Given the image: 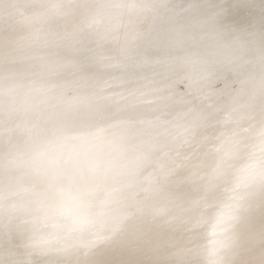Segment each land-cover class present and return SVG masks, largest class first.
I'll use <instances>...</instances> for the list:
<instances>
[{
  "label": "bare ground",
  "instance_id": "bare-ground-1",
  "mask_svg": "<svg viewBox=\"0 0 264 264\" xmlns=\"http://www.w3.org/2000/svg\"><path fill=\"white\" fill-rule=\"evenodd\" d=\"M57 1L58 0H0V105L4 107L2 110V117L0 118V204L3 206L1 209L3 212L2 213L0 212V218H5V216H9L10 214L11 216L13 214L16 215V213L17 215L18 213L20 214L19 218L16 217L18 218L16 219L18 221L14 219L15 221H12L11 222L12 225L8 227L11 236L8 238V233H7V240L5 242H7L9 246H11L10 250L13 248L22 251L25 248V246L29 245L30 249L26 253L25 255L26 259L24 260L25 262L28 261L29 264H147V262H150L152 259H154L155 261L156 260L161 261L164 260L163 258H165V260L167 259L166 261L170 260L169 262H167V264H174L175 260L177 259L181 260V258L185 260L184 262H182V264H184L186 261L187 262L191 261L193 262V264H210L212 262V259L215 258L214 257L215 254L211 253L210 246L212 244L210 243V241H208L207 238L209 233L208 231L211 230L212 225H214V223L217 221L218 222L223 221L224 223H228L234 220L235 218L239 217L240 214H237L239 212H237L236 210L240 208L241 211L242 204H245L244 201L240 203L239 198L245 197L250 194H252V197L256 198L257 197L256 194H258V192L256 191H258L257 189L259 188L262 189V192L259 189L260 190L259 195L260 192L262 193V195L264 194V137L262 136L264 134L263 133L264 131L260 133L261 134L260 136L262 137L259 138L258 140L256 139L257 138L256 134H258L259 136V132L262 131L261 129L264 128V110H263L264 87H262L261 84V69H262V65H264V61H262V55H264V49H263L264 44L262 45V43H264L263 37H261V39L263 40H260L262 43L260 44V41L258 42L259 43L258 45L260 46L262 45V48L257 44L254 46L256 47L255 50L258 49L256 51L252 48L250 49L249 47L251 54L256 53V62L253 63V66L247 67V61L249 60L248 53L240 57L236 56L231 60L230 63L226 64L222 69V70L228 68L232 69L234 75L231 78V80L228 77H224V74H222L219 78L220 81L218 80L217 82L221 86H223L222 84L228 85L229 82L233 83V81L238 80V78L241 79L242 76H244L243 79L246 80L244 81L246 82V84L244 83L245 87H242V89L244 90H241L240 93H235L233 91H230L231 88H228L227 85H226L227 88L222 90L221 86L219 87L218 84H217L218 86L215 84L217 88L221 90L222 95L214 103L215 108H213L212 105L209 109L211 108H213V110L216 109L215 111L219 112V114H222V116L223 114L226 113H230V115L231 113L242 114V116L238 117L236 121H231V123L225 124V127L222 128L224 130H222L221 127L219 128V125H217L218 129H214L213 131H211L213 128L212 129L200 128V130L199 128H196L189 130L191 128V125L190 128L187 127L190 122L189 120L191 121L194 120L192 118L189 119V117H191L192 115L194 117V115L197 114L200 115L198 113L199 112L198 110L200 109L199 105L201 104L200 103L199 105L196 104L198 107L195 104L188 105V107L190 106L192 107V105L195 106V110L196 107L198 109L197 110L198 112L196 111L197 113L196 112L195 114L191 113L192 114L191 115L188 111L184 113L181 110V107L179 106L181 105L180 102L181 99H178L179 101L175 99L172 100L174 101V104L175 102L177 103L180 102V104L178 103L179 104L178 106L175 105V107L177 106L175 109L180 108L182 113H184V115L186 116L183 117V119L185 118L184 120L181 119L183 115L180 116L179 120L180 121L182 120V122L185 123L187 122L185 121L187 120L186 118H188V122H187L188 125L182 123L183 124L182 129L184 128V126H186L187 129L186 127L184 129L185 131L182 130L180 127L177 129L179 130L180 137L181 134L183 136L185 135L184 139L181 137L184 141L186 140L187 137H191V138H187L188 140L190 139L194 140L195 137L199 136V134L200 135L204 134L203 133L204 130H207L208 135L204 131L205 134L207 135V139L210 138L208 137L210 136L209 134L212 133L214 134L215 130L216 131L218 130L217 131L218 133L219 129L222 130L220 135L222 134L225 135L224 133L225 128L227 130L226 132H230L229 134H231V132L232 133L235 132L234 135L236 133L240 134L239 138L240 136L242 138L244 137L246 141L247 138L251 139L252 136H256L254 138L255 140L253 139L255 142H253L252 139L251 140L248 139L249 142L252 141V144L249 142L247 144L241 141L244 143V145L241 144L240 146L241 142H239L235 146L234 144L236 143L232 142L234 141L233 139L232 141L230 139L229 140L226 139V137L229 138V134L226 133V135L227 134L228 135L227 136L225 135L226 137H224L225 138L224 141H229V142L231 141L233 143V144L230 143L232 145L228 143L229 146H227V149L230 146L231 147L235 146V148L239 147V149H237L239 151L235 150L234 148V151L231 152L232 148L230 147L231 148V149L229 148L230 152L229 151H228L229 153L227 152L228 153L227 157L229 155L230 156L236 155L234 156V159L235 161H237L236 163H238L239 165L236 167V164L234 163L236 172L235 171L232 172L231 170L233 169L230 170V167H228L230 163L228 165H225L223 163V160L226 161L225 159H223L225 155L223 156L222 155L223 153L221 154L219 148H224L223 146L224 144L223 145L221 144L224 141L220 142L221 139L220 141H217L220 142L218 144L220 146L219 148H217L218 146L217 142L215 144L213 138L211 142L212 144L214 143V145L211 146L217 148L218 152H220L219 155L222 157L220 160L222 159L223 160L222 162H220L217 157H214L218 154V152H215L217 153L215 155L213 152L215 150L213 151L210 150L212 148L210 146L209 151H212L214 154V156L209 155L211 158L210 160H213L212 158H217L218 162L216 163L215 167L213 166L214 169L212 168L209 162L205 163L204 161L203 163L205 164L204 166L209 164L211 169L208 168V171L210 170L211 172L212 170L214 173V177H213V174L211 175L212 172L211 173L207 171L204 172V174H206V172L208 174L210 173L211 175L210 177H213L210 178V180L213 179L211 180L212 183H210L211 181L209 180L207 184L205 183L206 181L204 180L207 174L206 175L203 174V176H205L203 177L204 179L201 178L203 180L198 179L199 182L203 181L204 184H202V182L200 183L197 181L194 182L193 176L190 175V173H188L190 175L189 177L192 176L193 182L190 183V179L188 178V174L186 173L188 171L186 170H189V172L191 171L196 172V170H199L197 169L198 168L197 165H200L199 167H201L200 160L203 158L202 156H204L205 160L207 161L209 159V158L206 159L204 153L206 154H210V153L204 151L203 153L204 155L200 154L202 156L199 155L197 156V153L199 154L201 152H196V150L194 149L196 147L199 148L201 146L200 143H202L204 147L205 145H207V143L211 144V142H206L205 139L201 138L202 136L206 137L205 134L201 135V137L199 136V140L201 138L203 142L202 140H200V142L198 140L197 142L194 141L196 143L195 145L191 141L193 143L192 144L193 147L194 145L196 146L194 148L192 147L193 155L196 153L194 156H197V158L200 157V159L198 158L200 164H197L198 162L197 163L195 162L197 164L194 165L195 167L197 166L196 170H191L190 167L193 166L192 165L193 163L190 162V165L192 166H190L189 164L188 165L190 167L186 166L189 167L190 169L185 168L184 170L183 168L185 167L186 163H184V167L182 168L180 164L183 163L184 161L181 160L183 158H181V155L179 154H181L180 152H182L183 150H186L187 152L185 151L184 153L183 151L182 153L185 155L187 153L188 156L190 155L194 157L193 155H191L192 153L189 154L187 147H185V145H187L188 144L187 142L189 141L187 140L185 141V143H183L182 139H180L182 142H180L179 140V143L182 144L178 143L179 147L177 148H180L181 146L182 151L178 149L180 150L179 152L178 150L175 149L177 155L175 154L174 155L176 158L177 157L179 158L180 156L181 159L180 160L177 159L180 162H178L175 159L174 155L170 154V152H167V148H166L167 146L165 145V143L161 144L162 143L161 141L167 142V145L170 144V143L168 144V140L165 139V137L169 138L168 135L170 134L174 140L176 137H177L176 139L180 138L179 135L176 136L177 131L174 132L171 129L172 125L170 123L167 124V126L165 125L166 123H164L166 127L163 125L164 126L163 140L160 141L161 136H163L162 134L159 136L160 138L158 137L157 139L153 138L156 139V141L159 140L160 143H158L159 141H157V143L161 145H158L153 139L151 140L152 142H155L156 145H158L156 149L153 147L155 145L152 146L155 149V152H152L150 149H148L149 147L152 148L151 146L147 147L146 145L145 146L147 148L143 145V148L146 151L143 150V148L140 147L141 146L140 143H142L141 141L143 140L140 139L141 140V141L139 140L140 143H138V141H136L137 143H134L133 141L129 140V137L127 138V136H129L130 134V132L128 131V126H130L129 125L130 122L128 120L127 122L124 120L126 124L123 123L124 121L122 119L123 118L122 116L124 114L125 119H129L130 115H126V113L132 111V109L133 110L135 108L137 109V107L133 108L134 106L132 105V103L130 105H132L133 107L128 105L130 103V101L128 100L127 103L126 101H124L126 104L121 103V106L123 107H121L120 110L118 109L119 110L118 113L116 108L117 106L119 107L120 104L116 101L118 103L117 106H116L117 104L116 102H115L116 104H114L116 108L113 107V104L112 105L109 104V107L111 105V108L113 107L116 110V112L115 111L113 112V110L108 111L111 109L107 107L108 109L106 111L104 110L100 111L97 115L91 116L87 120L85 119L84 123L81 125L82 127L80 128V132L73 135V142L79 143V148L73 150L70 149V150L62 151V148H60L59 144L64 143L63 139L65 138V136L69 135L68 134L69 131L72 130V127L78 121L81 112L78 111V109H75L71 112V115L68 119L59 120V121H54L52 115L53 111L55 110L58 111L64 108L65 106H67V103L75 97L74 94L75 90L64 92L61 95H57L56 97V93L58 90L57 84L63 85V83H67L69 81H73L76 79L75 76H72L69 79L66 75L63 74L60 75L62 69L66 65L74 66L79 62L88 63L91 62L95 57L101 56V53L94 52L93 50L94 44L87 42L90 34L81 31V29L78 28L79 24L83 21L85 22L91 21L93 18L98 17L100 21L99 28L102 31L101 40L102 41L115 40L119 43V46L121 48H124L129 44L131 40H133L136 37H139L144 33V31L150 24L152 17L155 14V11L159 7V4L163 0H60L61 2L60 7H57ZM116 3L118 5H116ZM115 5L116 7L118 6L119 8H117L116 11L112 9L114 11L112 13L110 9L113 8V6ZM120 6L122 8H120ZM23 7H25L24 11L22 9ZM208 7L209 6L206 7L208 11H206L205 14L203 13L204 14L203 16L210 15L208 18L210 17L213 18L214 12L211 11L210 8ZM60 16H65L67 18L66 23H61ZM207 20L209 19L206 18V21ZM213 20H211V22ZM162 21H165V19ZM215 21L216 19L212 23L215 24ZM199 22H200L198 23L199 27L201 26V24L203 26L201 19ZM205 23L207 24V22ZM158 25L159 26L155 27L156 29L150 35L147 34L140 42L136 43L134 47L132 46V48H130L128 52V54H136L139 51H143L144 53H147L148 56H145L142 58V60L139 59L138 61L135 62L130 57H126L123 59L122 62L124 63V67L126 68V70L127 69L129 70L123 72V74L120 75L121 78L118 80L119 86L117 87L119 88V90L122 87H124L122 88L123 92H125L126 87L127 90L129 88L138 89L139 86L134 87V85L136 84H133V86L130 85L132 78L134 79L137 78L138 76L140 78L143 77V79L145 80L148 79L149 81L151 80V78L152 79L154 78V80L156 78L160 79L159 77L162 76L161 70H159V72L156 73L157 75L153 74L154 76H151L152 69L150 68L152 66L151 62L154 60L152 58L153 56L157 57L160 53H164V56L167 59L168 57L176 58L177 61L179 60L177 57H181L182 59V57L184 56L183 54L187 50L191 49L190 47L194 36L191 29L194 28L195 30V27H192L190 30H188L185 27V21L180 22L174 20H169L166 23L165 27H164V22ZM231 32H228L229 34L226 37V43H228L226 47H228V49L236 50L237 47L239 48V43L235 39L233 33L234 30L232 33ZM212 41H214V38L212 40H209L208 42L212 43ZM102 48L108 50L107 46H104ZM109 57L111 58L110 63L109 65H104L105 67H109L111 65V62L112 63L115 62L114 55H111ZM200 59L202 58L200 57L193 58L191 61V65L192 63H195ZM176 61L175 63L177 64L176 65L177 67L179 62ZM181 61L180 63H182ZM227 66H231V67H227ZM112 67L113 65H111L109 68ZM139 73L142 76H140ZM175 74L176 72L172 73L171 78L175 77ZM254 74L256 75L254 76ZM145 75L146 76L148 75V77L150 78L148 77L144 78ZM139 77L137 79H139ZM198 77L199 76L197 75L189 74L184 82L185 83L193 82ZM222 79H225L224 83H222L223 82ZM148 80L146 82H149ZM154 80L151 82L153 83ZM143 82L141 79V83L137 85L140 86L146 85L145 82L144 83ZM152 83L150 86L153 85ZM203 87H206V85L205 86L203 85L202 87L199 86L198 88L205 89ZM117 88L116 90L117 92H119ZM135 89L132 90H134L135 92L136 91ZM178 89L180 93L182 92L181 94L179 93ZM178 89H177L178 92H175L176 95H178V93L180 94L179 96H177V98L181 97V95H185L186 93H183L184 91L185 92L188 91V90L181 91L182 89L181 87ZM122 90H120L121 93H123ZM189 91L196 95V93L193 92L191 89H189ZM189 91L187 92V94L189 93ZM202 91L204 92V90ZM115 92L116 91H114L113 93ZM166 94L167 93H164L165 99L169 98L171 95V94H167L169 96L165 97ZM197 95H199V93H197ZM84 97L85 96H83V98ZM100 97L101 96H98L96 100L92 102L93 104L91 106L93 109L95 108L98 109V107L100 106L99 101L100 100L102 101ZM174 98H176V96ZM254 98L257 99L256 104L259 102V106L257 104L258 107H255V102H253ZM43 107H45L44 109L45 113L42 117V120L41 119L36 120V122L39 123L37 124L33 121V119L36 117V114L43 109ZM130 107L132 109H130ZM8 109H10L11 112L5 117L4 114H7L6 110ZM139 109L140 108L138 107V110ZM185 109L186 108H184L183 110L186 111ZM213 110L211 109V112H215ZM137 111L134 112L137 114L138 113ZM175 112L176 111H174V113ZM204 112L202 114H204ZM141 113L139 112V114ZM143 113L141 115L142 117L140 115L138 116L144 119ZM188 113L191 116L188 117ZM206 113L209 114L210 111L209 112L207 111ZM120 114L122 115L121 116L122 118L120 119L123 121L122 122L123 124L118 125L116 123L118 121L116 118ZM125 115L128 118H126ZM132 115L133 113L131 114V117ZM201 117L198 116V118L200 119L196 118V120L198 119L197 122L193 121L194 125L198 124V122H200L201 120L204 119L206 120L207 115L205 116L204 119L203 118L201 119ZM172 119L173 121L176 119V122L179 121L178 117H174V118L172 117ZM113 121L115 124L113 123ZM180 121L177 123H180ZM120 122L121 121H118V123ZM109 123L110 125L112 124L113 126L112 125L111 126L115 128L111 129V126H109L110 128L106 127V125H108ZM193 123L191 122L192 126ZM88 124H97L96 126L97 129L92 132H86L84 129L85 127H87ZM199 124H198L199 126L197 127H202L201 123ZM13 127H16V129L11 132H8V130H10ZM135 127L133 128L132 126L130 128V129L133 128V130H135L134 132H132L133 130L131 131L129 129L132 132L131 134L133 133L136 134L138 132L140 133V130L136 131V128L138 127L136 128ZM140 128L141 127H139V129ZM110 129L112 130V132H108L110 131ZM180 129L184 131V134L181 133ZM186 130L187 132L188 130L190 132L193 131V133L190 134L188 132L189 134L188 136ZM209 130L211 131V133H208ZM172 131L175 133V134L173 133V135H175L176 137L172 135L171 133ZM39 132L40 133L42 132L41 136H36ZM213 134L211 136H213ZM231 136L232 135H230V137ZM135 137H136L135 140H138L137 136ZM219 137L221 138V136ZM38 138H39L38 143L31 144V141L33 139H38ZM239 138L238 141L242 139ZM173 139H171L170 141L171 143H173L174 141ZM132 140H134V138ZM151 141H147L143 143L144 144L147 143L151 145L150 144L152 143ZM177 141L175 140L174 143H177ZM238 141L235 140V142ZM43 142H47L49 145H43ZM204 142H206L205 145ZM183 144H185L184 148L186 149H183ZM197 144L199 146H197ZM192 145L190 144L189 147L190 150L192 149L191 148ZM173 146L176 148L177 145L175 146L174 144ZM164 147L166 149H164ZM206 148L207 146L205 147V149ZM224 149L221 150H223L224 152ZM60 150L62 151V153H59L57 158L52 157V155L57 154L58 152H60ZM160 150H162V153L158 157L156 156L157 154L156 152H158L159 154ZM164 150H166L165 152H167V154L169 153L170 156H172L169 157V161L172 160V158H174L177 161V163H179V166L181 168L176 164L178 168L177 167L176 169L174 168V171L180 169L177 174L178 175L181 174L182 177L181 179L184 178L182 174L184 175L185 173L187 174L185 176V178L187 177L186 183L188 185V181H189L190 186L189 187L187 185L186 186L188 189L191 190V191L189 190L191 193L188 195L190 197L191 194H194L196 198L194 197L195 198L194 199L192 197V200L193 199L196 200L195 202L191 203L190 201H188L187 197L185 198L183 194L178 193V191L180 192L181 188H182L181 191H184L185 189V187L183 189V185L180 188L179 186L180 184L178 183H181L182 181L184 182L185 180H182L181 182L179 181L177 183L179 177L177 174L175 175L172 173L170 175V176L174 175L173 176L174 178H176L175 176H177L176 178L177 181L176 180L174 181L172 177L165 176L164 173H163L164 176L161 175V172L160 175H158L159 170L161 168L162 170H164V167H166L163 165H168L166 162V160L168 161V159H163L167 156V154L164 155L163 153ZM200 150H202V148ZM150 151L152 153H150ZM162 154L165 157H163ZM154 155L156 156V158L158 157L160 159V160L159 159L156 160V158H154V160H156L155 162L158 161L159 163L158 166L156 164L152 165L150 166L151 171L146 169L147 171L141 172L140 171L141 168L142 170L145 169V167L144 169L143 167H141L144 166L142 165V163L145 164V162L147 163L148 161L150 162L153 161L152 159ZM187 155L185 157H188ZM249 155L251 156V158L249 157ZM65 156H69L68 158L69 164L65 165L68 162L64 163L65 165L64 166L62 165L63 164L62 163L61 166H64L65 168L67 167V169L65 171H61L58 168V163L60 164L62 159L65 158ZM160 156L162 157L160 158ZM242 156H244L245 158H247L248 156L247 158L248 160L244 158L246 162L249 161V158L251 161L247 163L246 162L243 163L242 161L243 158H241ZM229 157L227 159L231 158ZM189 158L190 157L185 158L187 160L185 159L183 160H185L186 162L188 161ZM190 159L192 160V158ZM64 160L62 162H64ZM232 160L231 161L229 160V162H233ZM174 161L172 162L175 164L176 161L175 162ZM195 161L198 160L196 159ZM150 162L145 165L146 166L150 165ZM172 162L170 164H172ZM170 164L169 166H167V169L168 167H170ZM174 164L171 165V167L172 166L174 167ZM212 164H215V159L212 162ZM209 165L207 167H209ZM233 166H231V168H233ZM193 167L192 169L195 168ZM109 168L110 170L112 169L111 170L112 172L113 169H117V170L114 171L115 172L113 173L114 175L111 174L113 177L109 178L110 180L108 181V184L102 185L103 184L102 181L104 180L100 178L102 175L99 176V173L101 170L103 171L105 169L107 172ZM110 170H108V172ZM237 170H240V172ZM169 171L173 172L172 170ZM171 172H168V174H170ZM201 172L203 173V171ZM230 172H232L231 176H230ZM238 172L240 175L237 174L236 176H234L235 174L233 173H238ZM194 173L193 175L196 176L197 173H200V171L196 172V174ZM156 175L160 177V180H158V178L156 179ZM207 177L209 176L207 175ZM197 178H200L199 174ZM171 181L173 182V184L177 183V185L176 184L174 185L173 187L174 189L177 190V187H179L180 189L177 191L175 190V193H172L173 195L170 194L171 192H173V190L170 188L167 189V190H171L170 192L164 190V193L161 194L160 193L162 192L161 189H164V187L167 186L168 184L172 185ZM121 183L128 184V186L124 184L126 186V189H128V191L130 190L133 193H135L132 196V199H134V201L131 199V197H129V199L132 200L133 203L131 201L127 202V199L126 200L124 199L125 203H123L124 204L123 205L122 202H120L121 199L120 200L118 199L120 205L114 203L116 206L118 205L117 207L111 205L110 204L111 202L110 203L107 202L109 205L113 206V208L117 210L119 213L117 214L114 220L111 218L112 220L106 221L110 217L108 216L107 219L102 218L103 214L101 213H104L103 211L105 210L99 207L103 211L100 212V214H98L99 211L97 210L99 208L97 207L98 208L97 209L95 206L97 205V203L101 205L102 204L101 202H104L106 199L110 197H112V202L113 200L115 202L116 196L114 195V193H116V191L118 192L119 188H121ZM208 184L209 186H212L211 189L213 188V191L208 186L211 191L209 192L210 194L206 193L207 194L206 195L205 194L206 190L205 191L203 190H204V185L207 188ZM221 184H224L223 187L221 188H225L226 186V192H227L226 193L224 191V194L222 195L218 194L219 193L218 189H216V187L219 188ZM171 185L169 186L171 187ZM117 188L118 190H116ZM123 188L122 191H124ZM253 188L256 191H253L254 190ZM126 189L124 193L128 192ZM209 189L207 188V192ZM251 191L255 192L254 194L256 197L254 196L253 192L251 193ZM165 192H168L172 197L169 194L166 195ZM133 193H131V195ZM126 194L127 193H125V197ZM149 194H153L154 196L153 195L150 196ZM163 194H165V196H163ZM168 195L169 197H167ZM147 196L149 202H146L147 199L145 200ZM182 196L185 198L184 200L187 199L186 202L187 201L189 202L188 204L189 207L188 205L186 206L184 203V205L186 206V208H184L185 206L183 205V202L185 201L181 203H177L182 198ZM121 197L123 198V196ZM151 197L153 198L150 199ZM189 200H191V198H189ZM165 201L166 204L168 203L167 206H172L174 210H176L177 208H179V210L180 209L182 210L183 208L184 209L182 211L180 210L179 212L176 211L177 214L176 216L174 215V219H173L171 217L174 214L173 212L174 210L172 211L171 210L172 208L169 207V209L171 208L170 211H172L173 214L171 217L169 214L168 217L166 214L167 211L169 210L168 208L166 210L167 206L165 207L166 204L164 205ZM10 202H14L17 205V207L19 208L18 211H11L8 209L9 206L8 203ZM175 202L177 204H180L177 205L180 207H177L175 205L176 204ZM247 202L248 201H246V203ZM181 204L183 205V207H181L182 206ZM163 206L166 212H164V210L162 209ZM89 207H91L92 213H94L91 214L92 216L90 215L88 216V213L91 210L86 212L87 210H89ZM174 207L177 208L175 209ZM84 208L87 210L84 211L85 210ZM109 208L106 210L108 211L113 210L112 208L111 210H109ZM224 209H227V213L222 217H219L218 216L219 213ZM84 212H86L87 215L84 214ZM15 215L13 217H15ZM105 215L108 214L106 213ZM114 215L116 214L114 213ZM165 215L169 219L166 218ZM100 219H104V224H105L104 226L105 229L107 228L106 229L107 232L109 230V234L105 235L104 232L102 234V231H99L101 228L99 230L98 228H95L96 226L94 225H96L97 222H100L99 221ZM165 219H167L166 221L168 220L172 221V223L168 222V224H170L169 226L171 227L172 224L173 227V229L172 227L170 228L169 232L166 231L169 226L166 225L167 222L164 223ZM42 224H46V227H48L49 229L45 230V228L42 227ZM165 225L167 226L166 227L167 229L165 228ZM181 225L183 226L185 225V227L183 226L182 227L183 228L187 227L186 230L187 229L188 230L187 231L182 230L183 228H181ZM93 226L95 229L93 228ZM91 228L92 230L93 229L94 230L92 231ZM180 230L186 233L188 232L189 234L188 233L185 234ZM91 231L92 233H90ZM262 233L264 234V228L261 233L257 235H253L252 238L247 240V242L244 245L243 253L236 256L237 258L239 257V259L241 258V260L239 259L235 260L236 261L235 264H239L240 261H241L240 264H264V245H263L264 243H262L264 242L262 240L264 237L261 238ZM185 235L186 236L189 235L187 236V238H189L188 240L187 238L185 239L183 238V236ZM100 236L106 237L105 239H107V242L108 240H110V242L112 243L111 244L112 246L108 249V251L105 249V244L102 238L100 240L102 241V245L104 244L103 245L104 251L102 248L94 254L89 253L90 251L87 252L88 244H93V246H95L97 237ZM165 237L169 238L170 243L167 240H163L166 239ZM81 238L83 239L81 241L85 243H82L83 245L79 244L80 246H78L77 240L78 239L80 240ZM228 238L229 237H225L223 241L226 242ZM11 240L15 241L13 246ZM193 242H200V246L205 251H201V254L198 256L193 254L191 255L190 252L189 253L186 252V255L181 254V252L186 251L187 248H189L191 243ZM64 243H67V245H65ZM160 243L163 245L161 246ZM185 243L190 245H185ZM58 244L65 245V247H63L62 245V250L68 247L69 244L71 245V246L69 245V247H73V250L74 249L80 250L79 247H84L83 249L87 247V249L86 251L83 252L86 253L85 255L82 254L84 256V257L82 256V258L80 257L77 258L76 255L74 256L76 258L75 259L74 257H72L75 254H72L70 258L71 261H69L70 259L68 258L70 257V254L73 251L69 250L71 251V253L68 254L69 251L67 250L68 252L66 251L67 253L66 252L65 253L67 256L69 255V257H67L68 261H65L66 259V258L64 259L65 253H63L61 250L58 249L57 247ZM107 244H109V242ZM166 244L168 247L166 246ZM169 244L171 246H169ZM100 245L101 244L96 245V247ZM169 247L172 248L171 251L169 250L170 249ZM83 249L81 250V252L83 251ZM65 250L66 249H64V251ZM168 250L170 251L169 253ZM164 252H166V255H164L165 254ZM88 253L89 256H86V254L88 255ZM78 254L80 256L81 253ZM185 256H188L187 259ZM4 259L5 258L3 257V260ZM7 260L9 261L10 258L7 257ZM166 261H164V263L163 261H161L160 263L156 261V263L158 262L157 264H162V263L166 264ZM1 262L2 261H0V263Z\"/></svg>",
  "mask_w": 264,
  "mask_h": 264
},
{
  "label": "rangeland",
  "instance_id": "rangeland-1",
  "mask_svg": "<svg viewBox=\"0 0 264 264\" xmlns=\"http://www.w3.org/2000/svg\"><path fill=\"white\" fill-rule=\"evenodd\" d=\"M197 3V4H196ZM60 5H61V2H60V0H58L57 1V7H60ZM116 5H118L117 3H116ZM116 5L115 6H113V8H111L110 10H111V12L113 13L114 11H116V9L117 8H119L118 6L116 7ZM123 6V5H122ZM207 6H209L208 8H210V10L211 11H213L214 12V16H213V18H208L210 15H205V16H203L204 14H205V12L206 11H208V9H206V7ZM115 7V8H114ZM120 8H122L121 6H120ZM23 9V11L25 10V7H23L22 8ZM112 9H114V11L112 10ZM21 13V12H20ZM204 13V14H203ZM201 16H202V18H201ZM205 17V18H204ZM206 18L207 19H209V20H207L206 21ZM218 18V19H217ZM60 19H61V23H66V21H67V18L65 17V16H60ZM165 19V21H162V20H164ZM200 19L202 20V23H203V26H202V24H201V26L199 27V25H198V23H200L199 21H200ZM205 19V20H204ZM216 19V21H215V24H217V25H215V24H213L212 22H214V20ZM169 20H174V21H180V22H184L185 21V27L188 29V30H190L192 27H195V30H194V28H192L191 29V31H192V33L194 34V36H193V39H192V44H191V49H189V50H187L183 55L184 56H186V57H182V59H181V57H177L179 60H177L176 61V58H170V57H168V59L164 56V53H160L157 57H155V56H153L152 58L154 59L152 62H151V68L150 69H152V74H151V76H154L157 72H159V70H161V72H162V76H160L159 78L160 79H158V78H156L157 80H159V81H157L156 79L154 80V78L152 79L151 78V80L149 81L148 79V81L149 82H151V81H153L154 80V82L152 83L153 85L152 86H150L149 85V82H146L147 80H145V79H143V77H139V79H137V78H132V80H131V83H130V85H132L133 86V84H136V85H134V87H137V86H139V88L137 89H135V88H132V89H135L136 91L134 92V90H132L131 88H129V89H131V90H127V87H126V90H127V92H126V90H125V92H123V90H122V88H124V87H122V88H120V90H122V92L123 93H121V91L119 90V88H117L119 85H118V80L121 78L120 77V75L121 74H123V72H125V71H127V70H129V69H127L126 70V68L124 67V63L122 62L123 61V59L124 58H126V57H130L134 62L135 61H138L139 59H141L142 60V58L143 57H145V56H148V54L147 53H144L143 51H139L138 53H136V54H128V52H129V50H130V48H132V46L134 47L135 46V44L136 43H138V42H140L147 34H151L156 28L155 27H157V26H159L158 24H162V22H164V27L166 26V23L169 21ZM207 22V24L204 22ZM211 20H213L212 22H211ZM167 21V22H166ZM209 21V22H208ZM212 24H211V23ZM217 22V23H216ZM204 23H205V25H204ZM89 24H91V27H88V25ZM196 25H198V26H196ZM99 26H100V21H99V19H98V17H95V18H93L91 21H87V22H85V21H83V22H81L80 24H79V26H78V28H80L81 29V31H83V32H87V33H89L90 35H89V39L87 40V42H90V43H92V44H94V52L95 53H101V56H99V57H95L91 62H88V63H86V62H79V63H77L76 65H74V66H69V65H66L63 69H62V71L60 72V75H66L69 79H70V77H72V76H75L76 77V79L75 80H73V81H69V82H67V83H63V85H59V84H57V86H58V90H57V93H56V97H57V95H61L62 93H64V92H69V91H73V90H75L74 91V94H75V97L73 98V99H71L68 103H67V106H65L64 108H62V109H60V110H55V111H53L52 113V115H53V120L54 121H59V120H65V119H68L69 117H70V115H71V112L73 111V110H75V109H78V111H80L81 112V114H80V116H79V119H78V121L76 122V124L72 127V130H70L69 131V135L68 136H65V138L63 139V144H59L60 145V148H62V151H64V150H70V149H76V148H79V143H74L73 142V135H75V134H77V133H79L80 132V128L82 127L81 125L84 123V120L86 119H88L89 117H91V116H94V115H97L100 111H106L108 108H110L111 110H108V111H112L113 110V112L115 111L116 112V110H117V113L119 112V110L121 109V107H123V106H121V103L122 104H124L125 102L124 101H126V103H127V100L128 101H130V103L128 104V105H130L131 103H132V105L134 106H132V105H130V106H132L133 108H135V107H137V109L135 108L134 110L130 107V109H132V111H129L128 113H126V115H130L129 117V119H125V117H124V114H123V116L120 114V115H118V117L116 118L118 121H121L120 123H118V121L116 122L115 120V122L119 125V124H123V123H125V121L127 122V120L130 122V126H131V124H132V126H133V128L136 126V127H138V128H136V131H138V130H140V133L138 132V133H136V134H138V135H136L135 133H133V134H131L132 132H134L135 130H133V128L132 129H130L131 127L130 126H128V131L130 132V134H129V136H127V138L129 137V140L130 141H133L134 143H137L136 141H138V143H140V141L141 140H143V141H141L142 143L143 142H147V141H151L153 138H156L157 139V137L158 138H160L159 136L162 134L163 136H161V138H160V141L161 140H163V138H164V133H163V127L166 125L167 126V124H171L172 126H171V129L175 132V131H177L176 132V136H178L179 135V137H180V133H179V130H177L179 127L182 129V127H183V124H186V125H188L187 124V122H188V118H186L187 120H185V121H187V122H185V123H183L182 122V120L180 121L179 119V117L180 116H182L181 117V119H183V117H186L185 115H184V113L185 112H189L190 114L192 113V114H195V112L198 110L197 109V105H199V103L201 104V105H199V107H200V109L197 111L200 115H194V117H193V115L191 116L189 113H188V117L189 116H191V117H189V119H194L193 121L194 122H197L198 121V119H200V118H198V116L199 117H201L202 115V117H201V119L203 118H205V116L207 115V118H206V120L204 121V120H199L200 122H198V124L199 123H201V126L202 127H197V126H199L198 124H196V125H194V123H193V121H191V120H189L190 122H189V125L187 126V127H189L190 128V125H191V128L189 129V130H192V129H196V128H199V130H200V128H205V129H208V128H210V129H212L211 131H213L214 129H218V127H217V125H219V128L221 127V129L222 128H224L225 127V124H227V123H231V121H236L237 120V118L238 117H240V116H242V114H240V113H234V114H232L231 113V115H230V113H226V114H223V116H222V114H219V112H217V111H215V110H213V108H215V106H214V103L218 100V98L222 95L221 93V90L219 89V88H217V86L219 85V83H217L218 82V80H219V78H220V76L222 75V74H224V77H228V78H230V80H231V78L233 77V75H234V73H233V71H232V69L231 68H228V69H225V70H222L223 68H224V66L226 65V64H228V63H230L231 62V60L234 58V57H240V56H243V55H245V54H249V60L247 61V67H251V66H253V63H255L256 62V53H250V49L252 48V49H254L255 50V48L256 47H254L256 44L258 45L259 43V41L260 40H263L264 39V0H163V1H161V3L159 4V7L157 8V10L155 11V14H154V16L152 17V20H151V22H150V24L148 25V27L146 28V30L144 31V33L142 34V35H140L139 37H136V38H134L133 40H131L130 42H129V44L126 46V47H124V48H121L120 46H119V43L117 42V41H115V40H106V41H102L101 39H102V31L100 30V28H99ZM197 28H198V30H197ZM186 29V30H187ZM232 30V32H233V30H234V36H235V39L237 40V42L239 43V48L237 47L236 48V50H232V49H228V47H226L227 45H228V43H226V37H227V35L229 34L228 32H231V30ZM194 30V31H193ZM231 32V33H232ZM261 37H263V39H261ZM214 38V41H212V43H209L208 41L209 40H212ZM222 41V42H221ZM262 42L260 41V44H261ZM264 43H262V45H263ZM262 45L260 46V45H258V46H260L261 48H262ZM104 46H107V49L108 50H105L104 48H102V47H104ZM264 46V45H263ZM249 47H250V49H249ZM254 47V48H253ZM259 48V47H258ZM260 49V48H259ZM264 49V48H263ZM253 50V51H254ZM256 50H258V49H256ZM255 50V51H256ZM221 51H224V52H221ZM252 51V52H253ZM234 54H236V55H234ZM111 55H114V57H115V62L114 63H112L111 62V65H113V67L112 68H109V67H105L104 65H109V63H110V60H111V58L109 57V56H111ZM219 56V57H218ZM252 56V57H251ZM197 57H200V58H202V59H200L199 61H197V62H195V63H192V65H191V61H192V59L193 58H197ZM182 61H181V60ZM175 61L176 62H179V64H178V66L176 67V63H175ZM180 61L182 62V63H180ZM227 67H231V66H227ZM151 72V71H150ZM174 72H176V74H175V77H173V78H171V75H172V73H174ZM80 75H79V74ZM140 74V73H139ZM154 74V75H153ZM191 75V74H193V75H197V76H199L197 79H195L193 82H189V83H185L184 81L186 80V78L188 77V75ZM157 75V74H156ZM256 74H254V76H255ZM140 76H142L141 74H140ZM251 76H252V74H251ZM148 77V75L146 76H144V78H147ZM148 78H150V77H148ZM244 78V76H242V78L241 79H243ZM141 79H142V82L144 81L145 82V84L146 85H149V87L150 88H154V89H158V91H154V92H150L149 91V88H146L145 87V85H137V84H140L141 83ZM241 79H239L238 78V80H236V81H233V83L231 82H229L228 83V88H231L230 89V91H233V92H235V93H240L241 92V90H244V89H242V87H245V84H246V82H244V81H246L245 79H243V80H241ZM223 80V82L222 83H224V81H225V79H222ZM229 80V79H228ZM220 81V80H219ZM143 82V83H144ZM245 83V84H244ZM217 86H216V85ZM51 85H53V84H51ZM205 86L206 85V87H208V88H206V87H203V88H205V89H199L198 87L199 86ZM223 86H221V85H219V87L221 86V89L222 90H224V89H226L227 88V86L225 85V84H222ZM244 85V86H243ZM225 86V87H224ZM182 88L181 89V91H183V90H188L189 91V89H191L193 92H195L196 93V95L194 94V93H191L190 91H189V93L187 94V92L188 91H184L183 93H186L185 95H181V97H179V98H177V96H179L181 93H180V91H179V89L178 88ZM222 87H224V88H222ZM116 88L118 89V91L120 92H117V90H116ZM177 89H178V91H179V93H178V95H176L175 94V92H178L177 91ZM194 89H196V90H194ZM198 89H199V91H198ZM208 90V92H207V90ZM164 90H165V92H164ZM202 90H204V92L202 91ZM114 91H116L115 93H113ZM141 92H144V93H146L145 95H141ZM207 92V93H206ZM164 93H167V94H171L172 95V97H171V95H170V99L169 98H164ZM191 93V94H190ZM197 93H199V95H197ZM166 94V96L165 97H168L169 95H167ZM194 94V95H193ZM163 95V96H162ZM173 95H174V97L176 96V98H174L173 97ZM187 95V96H186ZM83 96H85L84 98H83ZM98 96H101L100 97V99H102V101L100 102L99 101V103H100V106L98 107V109H93L92 108V102L93 101H95L96 100V98L98 97ZM183 96H186V97H183ZM164 99H163V98ZM184 98V99H183ZM258 98V97H257ZM169 99V100H168ZM178 100V99H181L180 100V102H181V105H179L180 104V102H175V104H174V101H172V100ZM183 99V100H182ZM164 100V101H163ZM165 100H166V102H165ZM120 104V108L117 106L118 105V103ZM179 101V100H178ZM256 101H257V99H255L254 98V100H253V102H255V107H258L259 106V102L257 103L258 104V106H257V104H256ZM117 104H116V103ZM125 103V104H126ZM165 103V104H164ZM174 105H173V104ZM90 104V105H89ZM109 104H113V107H115L116 108V106H117V108H116V110L113 108H111V105H110V107H109ZM114 104H116V106L114 105ZM191 104H197L196 106V110H195V106H193L192 105V107L190 106V107H188V105H191ZM254 104V103H253ZM173 105V106H172ZM175 105H179L180 107H181V110L184 112V113H182V111L180 110V108H177L178 109V111H177V109H175L176 107H175ZM213 105V106H212ZM91 106V107H90ZM213 107V108H211L213 111H215V112H211V109H209L210 107ZM108 107V108H107ZM138 107L140 108L139 110H138ZM194 107V108H193ZM3 108L4 107H2L1 105H0V118L2 117V110H3ZM91 110H89V109ZM175 110H174V109ZM184 108H186L185 110L186 111H184L183 109ZM193 108V109H192ZM44 109H45V107H43V109L40 111V112H38L37 114H36V117L33 119V121L35 122V123H37L36 122V120H39V119H41L42 120V117H43V115H44V113H45V111H44ZM119 109V110H118ZM207 109V110H206ZM209 109V110H208ZM89 110V111H88ZM138 110V111H137ZM141 110H142V113H143V115H144V119L143 118H141L142 116V113H141ZM192 110H195V111H192ZM264 110V109H263ZM134 111H137L138 113L136 114ZM173 111V112H172ZM174 111H176L175 113H174ZM205 111V112H204ZM209 112L210 111V113L208 114V113H206V112ZM6 112H7V114H4L5 115V117L11 112V110L10 109H8V110H6ZM133 113V115H132V117H131V114ZM139 112L141 113V114H139ZM179 112V113H178ZM194 112V113H193ZM196 112V113H197ZM204 112V114H202ZM110 113H112V112H110ZM173 115H175V116H173ZM205 113H206V115H205ZM125 115V116H126ZM137 115V116H136ZM138 115H140V116H138ZM172 115V116H171ZM186 115H187V113H186ZM205 115V116H204ZM123 118H122V117ZM134 117H135V120H134ZM172 117L174 118V117H178V120L180 121V123H177V122H179V121H177L176 122V119L173 121V119H172ZM120 118H122L123 119V121L120 119ZM126 118H128L127 116H126ZM132 118H133V120H132ZM140 120H139V119ZM196 118H198L197 120H196ZM136 119H137V121H136ZM172 119V120H171ZM185 119V118H184ZM183 119V120H184ZM114 121H113V123H114ZM132 121V122H131ZM164 121H166V122H164ZM203 121V122H202ZM123 122V123H122ZM134 122V123H133ZM173 122V123H172ZM176 122V123H175ZM191 122L193 123V126H192V124H191ZM110 123H112V122H110ZM110 123L108 124V125H106V127H108V128H110L109 126H111L110 125ZM164 123H166L165 125H164ZM183 123V124H182ZM37 124H39V123H37ZM98 124V123H97ZM97 124H88L87 125V127H85V131L86 132H92V131H94V130H96L97 129ZM115 124V123H114ZM126 124V123H125ZM175 124H176V126H175ZM164 125V126H163ZM182 125V126H181ZM223 125V126H222ZM246 125H247V123H246ZM113 126V125H112ZM111 126V129L113 128H115V127H112ZM114 126H116V125H114ZM145 128H144V127ZM165 126V127H166ZM139 127H141L140 129H139ZM185 127L186 126H184V128L182 129V130H184L185 129ZM187 127H186V129H187ZM195 127V128H194ZM100 128V127H99ZM16 129V127H13V128H11L10 130H8V132H11V131H13V130H15ZM110 129V131H108V132H112V130ZM132 131H130V130ZM170 129V130H171ZM180 129V130H181ZM219 129V132L217 133V131L215 132L214 131V134H213V136H215L216 134H218V135H216L215 137H217V138H215V137H213V136H211L212 134H209L210 136H208V137H212L211 138V140H210V138H208L207 139V130H204V129H202V130H204L205 132H206V134H205V132L203 131V133L206 135V137H204V136H202L201 137V135H204V134H199V136L201 137V138H203V139H205V141L206 142H211L212 141V139L215 141L214 143L216 144V142L217 141H220V139H221V141L220 142H223L224 140H225V138L224 137H226L230 132H226L227 130H226V128H225V135H226V133H228L226 136L224 135V134H222V135H220V133H221V131L222 130H224V129ZM264 129V128H263ZM263 129H261L262 131H260L259 132V136L261 135L260 133H262L264 130ZM181 130V133H183L184 134V131H182ZM188 130V132L191 134V133H193V131H189ZM42 131H43V129H42ZM171 132L172 133V135H173V133L174 132ZM211 131L209 130V132L208 133H211ZM186 132H187V130H186ZM186 132H185V134H186ZM188 132H187V135L189 136V134H188ZM202 132V131H201ZM235 133V132H234ZM234 133H232L231 132V134H229V138L228 137H226V139H230L231 141H232V139L234 140V141H232V142H234V143H236V144H234L235 146L237 145V143H239V142H241V141H243L244 143H247L248 144V139L249 138H247V141H246V139H244V137L242 138L241 136H240V138H239V135L240 134H237V136H236V134L234 135ZM264 133V132H263ZM41 134H42V132L40 133H38L36 136H41ZM135 134V135H134ZM175 134V133H174ZM224 135V136H223ZM230 135H232L231 137H230ZM134 138V140H132L133 138ZM135 136H137V138H138V140H135L136 139V137ZM169 136V138H170V140H169V138L167 137H165V139H167L168 140V144L169 145H167V142H165V141H161L162 143L161 144H163V143H165V145L167 146H165L166 148H167V152H170V154H172V155H177V153H176V150H178V149H180L181 151H182V147L180 146V148H177V147H179V144H182V143H179V140L180 139H184L185 138V135L183 136L182 134H181V137L179 138V139H176L177 137L175 136V135H173V136H175L174 138H175V140L177 141V143H174V139H173V137L171 136V134L170 135H168ZM172 138H171V137ZM198 136V135H197ZM199 136L198 137H195V139L194 140H192V139H190V140H188L187 138H191V137H187L186 138V140L185 141H189V142H187L186 144L187 145H185V144H183V149H186V148H184V145H185V147H187V150H188V152H189V154L190 153H192L191 155H193V148L194 147H196L195 145H196V143L194 142V141H196L197 142V140L200 142V140H202L201 138H200V140H199ZM219 136H221V138L219 137ZM233 136H234V138H233ZM236 136V137H235ZM256 136H257V140L259 139V138H261L262 136L264 137V134L262 135V136H258V134H256ZM256 136H252L251 137V139H252V141L253 142H255L254 140V138L256 137ZM219 137V138H218ZM239 139H241V140H239L238 141V138ZM192 138H193V136H192ZM197 138V139H196ZM224 138V139H223ZM141 139V140H140ZM156 139H153L156 143H157V141H159V140H157L156 141ZM171 139H173L172 141H173V143H171L170 141H171ZM182 139V141H183V143H185V141ZM217 139V140H216ZM219 139V140H218ZM223 139V140H222ZM251 139H249V140H251ZM254 139V140H253ZM140 140V141H139ZM166 140V141H167ZM207 140H210V141H207ZM235 140H237L238 142H235ZM245 140V141H244ZM160 141L158 142V143H160ZM181 140H180V142H182ZM195 144L194 145V147H193V143ZM229 142V141H224L223 143H221L223 146H224V148H219V146L220 145H218L220 142H217V148H219V150L221 151V154L224 156V158L223 159H225L226 161H227V163H226V161H224L223 159V163L225 164V165H228L229 163V165H231V166H233L234 165V163L236 164V167L237 166H239L238 165V163H236L237 161H235V159H234V156H236V155H234V156H228L230 159H227L228 157H227V155H228V153L230 152L229 151V148L231 147H228V149H227V146H229V144L230 143H232V142ZM252 141L251 142H249V143H251L252 144ZM39 142V138L38 139H33L32 141H31V144H35V143H38ZM60 142H61V139H60ZM74 144H73V143ZM152 142V141H151ZM155 142H152V143H150V142H148V143H150L151 145H149V144H142V143H140L141 144V148H143V145L145 146H147V147H149V146H153V145H155V146H153L155 149H156V147L158 146V145H161V144H158V145H156V143ZM202 142H203V140H202ZM206 142H204V145H205V143ZM226 142H227V144H226ZM243 142H241L240 143V146H241V144H243L244 145V143ZM155 143V144H154ZM179 143V144H178ZM214 143L212 144V142H211V144H209V143H207V145H205V147L207 146V148L205 149V147L203 146V144L202 143H200L201 144V146L199 147L200 149L202 148V150H203V152H202V150H200L198 147H196V148H194L195 150H196V152H201V153H197V156L199 155V156H202V155H200V154H203L204 153V151H207V153H210V154H206V153H204L205 154V157H206V159H208V161L207 160H205V158H204V156H202L201 158V160H200V162H201V167H199L200 165H197V164H200V162H199V159H200V157H198L197 158V156H194V157H192V156H188L187 155V153H186V155L188 156V157H190V158H192V160L190 161L189 159H188V161H186L185 162V160H187V159H185V158H188V157H185L186 155L185 154H183L182 152L184 151V153H185V151L186 150H183L182 152H180V150H178L181 154H179V155H181V158H183V159H185V160H183V159H181L180 158V156H179V158L177 157H175V155H174V157H175V159L177 160H182V161H184L183 163H181L180 165H181V167L183 168L184 167V163H186L185 164V167L183 168L184 170H185V168L186 169H190L191 168V170H196V167L198 166V168L197 169H199V170H196V172H199L200 171V173H197V177H198V174H199V177L200 178H197L195 175H193V173L195 172V171H191V172H189V170H186V171H188V172H186L187 174L188 173H190V175H192L193 176V178H194V182H199L198 181V179H200V180H203L204 178L203 177H205V176H203V174H204V172L205 171H207V172H210V170L208 171V168H210V165L212 166V168L214 169V167H215V165H216V163L218 162L217 161V158H218V160L220 161V162H222V160H220L222 157L219 155V153L220 152H218V150H217V148L216 147H214V146H211V145H214ZM229 143V144H228ZM78 144V145H77ZM139 144V145H140ZM175 144V146H176V148L173 146V145ZM190 144L192 145L191 146V150H190ZM199 144V143H198ZM197 144V146H199ZM208 144H209V147H208ZM233 144V143H232ZM232 144H230V145H232ZM43 145H49L47 142H43ZM138 145V144H137ZM189 145V146H188ZM222 145H221V147H222ZM233 145V146H234ZM145 146V147H146ZM203 146V147H202ZM210 146L213 148H216V149H210V150H215V151H213L214 152V154L216 155L217 153H215V152H218V154L216 155V156H214V154H213V152L212 151H209V148H210ZM226 146V147H225ZM235 146L234 147H231L230 149H231V152L232 151H234V148H235ZM238 146H239V144H238ZM146 147V148H147ZM152 147V148H153ZM164 147V149H166ZM172 147V148H171ZM152 148H148V149H150L152 152H155V149L153 148V150H152ZM171 148V149H170ZM189 148V149H188ZM147 149V150H148ZM162 149V148H161ZM175 150V152H174V150ZM205 149V150H204ZM221 149H224V152H223V150H221ZM237 149H239V147H237V148H235V150H237ZM22 150V149H21ZM143 150H145L144 148H143ZM190 150V151H189ZM217 150V151H216ZM62 151L60 150V152H58L57 154H54V155H52V157H54V158H57V156L59 155V153H62ZM146 151V150H145ZM150 151V153H152ZM161 151V152H160ZM159 151V154H158V152H156L155 154H156V156H158L159 157V155H161V153H162V150H160ZM166 150H164L163 151V153H164V155H166L167 154V152H165ZM174 153H173V152ZM229 151V152H228ZM237 151H239V150H237ZM148 152V151H147ZM187 152V151H186ZM228 152V153H227ZM170 154L168 153L167 154V158L165 157V156H163V154H162V156L163 157H165V158H163V159H168V161L166 160V162H167V164L168 165H163V166H166V167H164V170H165V172H164V170H162V168L160 169V170H162V171H160L159 170V168H158V170H159V174L158 175H160V172H161V175H163L164 176V174H165V176H169V177H172L173 178V180L175 181H177V176H175L176 178H174L173 176L174 175H172V176H170L172 173L173 174H177L178 172H179V170L180 169H177V170H175L174 171V168L176 169V167H177V165L179 166V163H177V161L174 159V158H172V160H170L171 162L172 161H174L175 162V164L172 162V164H170L171 162L169 161V157H172V156H170ZM184 156H183V155ZM203 154V155H204ZM213 154V155H212ZM207 155H208V157H207ZM214 156V157H217V158H212L213 160H210L211 158H210V156ZM218 155H219V157H218ZM156 156L154 155V157H153V161H148L147 163L145 162V164H148L149 162H150V165H148V166H146L144 163H142V165H144V166H141V165H139V166H141V167H143V169H144V167H145V169L144 170H142V168L141 167H138V168H141L140 169V171L141 172H144V171H147L146 169H148V170H150L151 171V167L150 166H152V165H157L158 166V161L157 162H155L157 159H159L158 157L156 158ZM162 156H160V158L162 157ZM183 156V157H182ZM67 157V158H66ZM185 157V158H184ZM232 157H233V160H232ZM245 157H246V154H245ZM244 156H242L241 158H243L242 159V161H243V163H245L246 162V160L245 159H247L248 158V156H247V158H245ZM249 157L251 158V156L249 155ZM68 158H69V156H65V158H63L62 159V161L64 160V162H60V164L58 163V168L61 170V171H65L66 169H67V167L65 168L64 166L65 165H68L69 164V162H68ZM154 158H156V160H154ZM240 158V159H241ZM245 158V159H244ZM250 158H249V161H251L250 160ZM198 160V161H195V160ZM204 159V160H203ZM214 159H215V164H212V162L214 161ZM76 160H79V159H76ZM160 160V159H159ZM203 160V161H202ZM210 160V161H209ZM229 160L231 161H233V162H229ZM248 160V159H247ZM69 161H70V159H69ZM181 161V162H182ZM205 161V163H207V162H209L210 163V165H209V167H207L208 165H206V166H204L205 164L203 163ZM235 161V162H234ZM241 161V162H242ZM249 161H247V162H249ZM68 162V163H67ZM155 162V163H154ZM168 162H170V163H168ZM178 162H180V161H178ZM190 162H192L193 164V166L194 165H197L195 168L192 166V165H190ZM197 164H196V163ZM246 162V163H247ZM63 163V164H62ZM64 163H67V164H65L64 165ZM195 163V164H194ZM203 163V164H202ZM61 164L62 165H64V166H61ZM169 164H170V167H171V165H173L174 164V167H173V169H172V167L170 168V167H168V169H167V166H169ZM177 164V165H176ZM190 166H192L194 169H192V167H190ZM204 166V168H203V166ZM228 165V167H230V170L231 169H233V170H231L232 172L233 171H235L236 172V169H235V165L233 166V168H231V166H229ZM60 166V167H59ZM138 166V165H137ZM186 166H189V167H186ZM214 166V167H213ZM146 167H148V168H146ZM155 167V166H154ZM180 167V166H179ZM180 167V168H181ZM207 167V168H206ZM63 168V169H62ZM137 168V169H138ZM178 168V167H177ZM200 168H201V170H200ZM136 169V170H137ZM204 169V170H203ZM206 169V170H205ZM211 169V168H210ZM238 169V168H237ZM240 169V168H239ZM108 170H110V168L108 169ZM108 170H107V172H106V169L105 170H101L100 171V173H99V176H103L105 179H106V182H105V179L101 176L100 178H102L104 181H102V185H105V184H108V181L110 180L109 178L111 177H113L111 174H113V173H115L114 171H116L117 169H113V172L110 170L109 172H108ZM167 170H168V172H171V171H169V170H172L173 172H171L170 174H168V172H167ZM182 170V169H181ZM201 171H203V173L201 172ZM237 171H239L240 172V170H237ZM176 172V173H175ZM184 172V171H183ZM196 172L194 173V174H196ZM206 172V174L209 176V177H207V175L206 174H204V175H206V177H205V180L204 181H206L205 183L207 184L209 181H211V180H213V179H211L210 180V178H213L214 177V173H213V171L211 170V175L213 174V177H210L211 175H210V173L208 174ZM232 172H230V176L232 175ZM239 172L238 173H233V174H235L234 176H236L237 174H239ZM102 173V174H101ZM164 173V174H163ZM180 173H182V172H180ZM179 173V174H180ZM185 173V175L184 174H182L183 175V177L185 178V176L187 175ZM111 175V176H110ZM114 175V174H113ZM178 175V174H177ZM189 174H188V178L190 179V183L191 182H193L192 181V176L191 177H189L190 176ZM202 175V176H201ZM240 175V174H239ZM179 177H178V181H177V183L180 181H182V180H185L184 182L182 181L181 183H178V184H180L179 186H180V188L182 187V185H183V189H184V187H185V189H184V191H181L182 190V188H181V190H180V192L178 191V193L179 194H183L184 196H185V198L187 197L188 198V201H190L191 203L192 202H195L196 200H194L196 197H195V195L194 194H191L190 195V197H189V195L188 194H190L191 192V190L190 189H188L187 188V186L189 187L190 186V183H189V181H188V185H187V183H186V181H187V177L184 179H181L182 177H181V174L180 175H178ZM195 176V177H194ZM229 176V177H230ZM233 176V177H234ZM158 178V180H160V177L159 176H157L156 175V179ZM161 178H162V176H161ZM171 178V179H172ZM195 178H196V180H195ZM201 178H203V179H201ZM207 178H209V179H207ZM232 178V177H231ZM108 179V180H107ZM179 179H181V180H179ZM188 179V180H189ZM207 179V180H206ZM101 180V179H100ZM209 180V181H208ZM172 182V181H171ZM200 182H202V184H204L203 183V181H200ZM199 182V183H200ZM177 183H174L173 184V182H172V185L171 184H168L167 186H165L166 187V189H165V187H164V189H161V191L162 192H160L161 194L162 193H164V190H166V191H168V192H170L171 190H167V189H172L173 190V192H171L170 194H172V193H175V190L176 189H174L173 187H174V185L176 184L177 185ZM183 183V184H182ZM210 183H212V181L210 182ZM209 183V184H210ZM124 184H126V183H121V188H119V190H118V188L116 189V190H118V192L116 191V193H114V195L117 197H115V196H113V197H115V202H114V200H113V202H112V197H110V198H108V199H106L105 201H106V203H105V201L104 202H101L102 204L100 205L99 203H97V205L95 206L96 208L98 207H100V208H102L103 210H105V211H103L102 209H98L97 211H99V213L98 214H100V212H104V213H101V214H103V217L102 218H104V219H107L108 218V216L110 217V218H108L106 221H108V220H114L115 219V217L117 216V214L119 213L117 210H115L114 208H113V206H111V205H114V206H116L114 203H116V204H118V205H120V203H119V200H120V202H122V204L123 203H125V200L127 199V202L128 201H131L132 203H133V201H134V199H132V196L135 194V193H133L132 191H128V189H126V186L124 185ZM184 184H185V186H184ZM205 184V185H206ZM209 184L207 185V188L209 189V187H210V189H211V187L212 186H209ZM124 185V186H123ZM127 186H128V184H126ZM169 185H171V187L169 186ZM187 185V186H186ZM204 185V190L203 191H205V194L206 193H208V194H210L209 192L212 190L213 191V188L210 190H208V192H207V188H206V186ZM223 185L224 184H221V186L219 187L220 188V190H219V188L218 187H216V189H218V194H220V195H222V194H224V191L226 192V186H225V188H221V187H223ZM209 186V187H208ZM128 191V192H125V193H127L126 194V197H125V193H124V191H125V189ZM175 187H177V186H175ZM122 188H123V190L124 191H122ZM179 187H177V190H179L180 189ZM191 188V187H190ZM258 188V187H257ZM192 189V188H191ZM202 189H203V187H202ZM224 189V190H223ZM254 189V188H253ZM260 190H261V192H262V189L261 188H259ZM259 189H257L258 191H256L255 189L253 190V191H256V192H258V194H256L257 195V197L255 196V192H253V191H251V193L253 192V194H254V196L256 197V198H254V197H252V194H250V195H247V196H245V197H242V198H239V200H240V203L242 202V201H244L245 202V204H242V208H241V211H240V208H238L236 211L237 212H239V213H237V214H240L239 215V217H237V218H235L234 220H232L231 222H228V223H224L223 221H217V222H215L214 223V225H212V227H211V230H209L208 232V241H210V243L212 244L210 247H211V253H213V254H215V258H213L212 259V262L210 263V264H235L236 263V261L235 260H237V259H239V257L237 258L236 256L237 255H239V254H241V253H243V251H244V245H245V243L247 242V240L248 239H250V238H252L253 237V235H257V234H259V233H261L262 232V230H263V228H264V194L262 195V193L260 192V195H259ZM176 190V191H177ZM188 190V191H187ZM190 190V191H189ZM185 191H187V192H185ZM221 191V192H220ZM122 192V193H121ZM129 192H131V193H133L132 195H131V193H129ZM168 192H165V194L167 195V194H169ZM182 192V193H181ZM183 192H185V193H183ZM217 192V191H216ZM119 193V194H118ZM177 193V192H176ZM177 193V194H178ZM192 193H194V192H192ZM213 193V192H212ZM227 193V192H226ZM116 194H118V195H116ZM123 194V195H122ZM146 194H148V193H146ZM165 194H163V196H165ZM169 194V195H170ZM150 196H152L153 194H149ZM148 195V196H149ZM160 195V194H159ZM169 195L167 196V197H169ZM173 195V194H172ZM174 195H176V194H174ZM188 195V196H187ZM192 195H194V196H192ZM207 195V194H206ZM119 196V197H118ZM121 196H123V198L121 197ZM148 196L145 198V200L148 198ZM154 196V195H153ZM171 196V195H170ZM180 196V195H179ZM258 196H260V197H258ZM125 197V198H124ZM128 197V198H127ZM129 197H131V199L133 200H130L129 199ZM172 197V196H171ZM173 197H175V196H173ZM192 197L194 198L193 200H192ZM107 198V197H106ZM133 198H135V197H133ZM153 197H151L150 199H152ZM181 198V197H180ZM183 196H182V198L177 202V203H181V202H183V201H185V202H183V205H184V203H185V205L187 206L188 204H189V202L187 203L186 202V200H184L185 199ZM189 198H191V200H189ZM114 199V198H113ZM119 199V200H118ZM123 199V200H122ZM125 199V200H124ZM129 199V200H128ZM251 199V200H250ZM260 199H262V200H260ZM165 200V199H164ZM164 200H163V202H164ZM246 201H248L247 203H246ZM110 203L111 205H109L108 203ZM146 202H149V199H147V201ZM176 203V202H175ZM174 203V204H175ZM175 204L176 206L177 205H180V204ZM9 204V206H8V209L9 210H11V211H18V207H17V205L14 203V202H10V203H8ZM106 204H108L109 205V207H108V205H106ZM121 204V205H122ZM166 204V201H165V203H164V205ZM174 204H173V206H174ZM104 205V206H103ZM117 205V206H118ZM124 205V204H123ZM163 205V204H162ZM168 205V203L165 205V207ZM182 205V204H181ZM183 205L181 206V207H183ZM184 205V206H185ZM191 205V204H190ZM107 206V207H106ZM116 206V207H117ZM186 206L184 207V208H186ZM2 205L0 204V210L2 209ZM105 207H106V209H108L109 208V210H111V208L113 209V210H111V211H108V210H106L105 209ZM169 207H171L172 208V206H167L166 207V210H167V208H168V210L169 211H167V216L170 214V217L172 216V214H173V212H174V214H173V216L171 217V218H173L174 219V215L176 216V214H177V212L176 211H180L179 210V208H177V207H180V206H177L175 209L176 210H174L173 208L171 209L172 211H170V209H169ZM188 207H189V205H188ZM240 207V206H239ZM183 208V209H184ZM85 209V208H84ZM87 209H88V207H87ZM87 209H85L84 211H86ZM162 209L164 210V212H166V210L164 209V206L162 207ZM182 209V210H183ZM91 210V207H89V210H87L86 212H88V211H90ZM101 210V211H100ZM181 210V211H182ZM108 211V212H107ZM113 211H114V213L116 214V215H114V213H113ZM117 211V212H116ZM1 213L3 212L2 210L0 211ZM86 212H84V214H86ZM169 212H172V213H169ZM108 214V215H105V214ZM110 213V214H109ZM111 213H112V216H111ZM227 213V209H224V210H222L220 213H219V217H222L223 215H225ZM91 214H94V213H92V210L88 213V216L90 215V216H92ZM15 214H13L12 216H11V214L9 215V216H5V218H0V256H2V257H0L1 258V260L0 261H2L0 264H29L28 263V261L27 262H25L24 260L26 259V253L29 251V249H30V247H29V245H27V246H25V248L21 251V250H16V249H11L10 250V248H11V246H9L8 244H7V242H5L6 240H7V233H8V238L11 236V234L9 233V228L8 227H10V225H12V221H15L16 219H18L19 218V213H18V215H17V213H16V215H15V217H13ZM87 215V214H86ZM165 215V216H166ZM166 216V218H168ZM217 216V217H218ZM16 217H18V218H16ZM112 218V219H111ZM165 218V217H164ZM15 219V220H14ZM104 219H100L99 221L100 222H97L96 223V225H94V226H96L95 228H98V230L99 231H102V234H103V232H104V234L105 235H107V234H109V230H108V232H107V228L105 229V224H104ZM169 219V218H168ZM20 220V219H19ZM167 219H165V221H164V223L165 222H167V224L166 225H170V224H168V222L170 223H172V221L171 220H168V221H166ZM16 221H18V220H16ZM105 221V222H106ZM64 222V221H63ZM102 222V223H101ZM101 223V224H100ZM65 224V223H64ZM99 224V225H98ZM66 225V224H65ZM98 225V226H97ZM103 225V226H102ZM165 225V228L167 227ZM94 226H93V228H94ZM183 225H181V228H183V227H185V225L182 227ZM42 227L43 228H45V230L47 229H49L48 227H46V224H42ZM171 227H172V224H171ZM170 226L168 227V229L166 230V231H170V228H171ZM94 228V229H95ZM187 228V227H186ZM186 228H183L182 230H186ZM93 229V230H94ZM105 229V230H104ZM172 229H173V227H172ZM171 229V230H172ZM91 230H92V228H91ZM92 230V231H93ZM182 230H180V231H182ZM188 230V229H187ZM186 230V231H187ZM8 231V232H7ZM92 231L90 232V233H92ZM98 231V232H99ZM167 232V233H168ZM183 233H185V234H187L186 232H184V231H182ZM181 232V233H182ZM189 234V233H188ZM182 235H184V234H182ZM186 236V235H185ZM185 236H183V238L185 239V238H187V236H189V235H187L186 237ZM167 237H169V236H167ZM167 237H165L166 239H163V240H167V241H169V243H170V240H169V238H167ZM225 237H229L228 238V240L226 241V242H224L223 240L225 239ZM264 237V234L262 233V236H261V238H263ZM99 238V239H98ZM103 238V239H102ZM106 237H97V241H96V244H95V246H93V244H88V249H87V247H85V249H83L84 247H79L80 248V252L76 249H74L73 250V247H69V245H68V247H66V248H64V249H66L65 251H64V249L62 250V245H63V247H65V245H67V243H64V244H61V245H59V246H61V247H59L58 245H57V247H58V249L59 250H61L63 253H65L67 250L69 251V250H72L73 252L71 253V251H67L68 252V254H70V257H69V255L67 256L66 255V253H65V257H64V259L66 258L67 259V257H69L68 259H70L71 258V256H72V254H75V255H73L72 257H74V256H76L77 258L78 257H80V258H82V256L83 255H85V253H83L84 251H86V249H87V252L88 251H90L89 253H92V254H94V253H96V252H98V250H100V249H102L104 246V244H105V249L108 251V249L112 246L111 244V242H110V240H108V242H109V244H107L108 242H107V239H105ZM171 238H172V236H171ZM182 238V239H183ZM100 239H102L103 240V242H104V244L102 245V241L100 240ZM105 239V240H104ZM189 238H187V240H188ZM81 240H83L82 238L79 240H77L78 242H77V244H78V246H80L82 243H85V242H83V241H81ZM263 241H264V238L262 239ZM99 241H100V243H99ZM167 241H166V243H167ZM185 241V240H184ZM14 240H11V243H12V246L14 245ZM106 242V243H105ZM165 242V241H164ZM187 242V241H186ZM189 242V241H188ZM224 242V243H223ZM162 243H163V241H162ZM262 243H264V242H262ZM80 244V245H79ZM99 244H101L100 246H98V247H100V248H98V247H96V245H99ZM161 244V243H160ZM83 245V244H82ZM163 244H161V246H162ZM185 245H190V244H186L185 243ZM264 245V244H263ZM262 245V246H263ZM71 246V245H70ZM89 246H90V248H89ZM106 246H107V248H106ZM160 246V245H159ZM166 246H167V244H166ZM169 246H171L170 244H169ZM97 249H96V248ZM168 247V246H167ZM189 247V246H188ZM69 248V249H68ZM71 248V249H70ZM93 248H95V249H93ZM170 249V251H171V247H169ZM83 249V251L81 252V250ZM91 250H92V252H91ZM96 250V251H95ZM164 250V249H163ZM167 250V249H166ZM168 250V253L170 252ZM76 251V252H75ZM78 251V252H77ZM95 251V252H94ZM102 251V250H101ZM103 251H104V248H103ZM201 251H205V250H203L202 249V247L200 246V242H193V243H191V245H190V247L189 248H187V250L186 251H182L181 252V254H185L186 255V252H190V254L192 255H200L201 254ZM167 252V251H166ZM166 252H164L165 254L164 255H166ZM77 253V254H76ZM78 253H81L80 254V256H79V254ZM89 253H88V255L86 254V256H89ZM167 253V254H168ZM59 254H61V253H59ZM83 254V255H82ZM92 254H90V255H92ZM204 254V253H203ZM3 257L5 258L4 260H3ZM7 257L8 258H10V260L8 261L7 260ZM84 257V256H83ZM165 257V256H164ZM186 257V259H187V257L188 256H185ZM75 258V257H74ZM79 258V259H80ZM234 258H236V259H234ZM65 259V261H68V259L66 260ZM76 259V258H75ZM164 260H161V261H163V263H164V261H166L165 260V258H163ZM181 260H183L182 258H181ZM180 259H177V260H175V262H174V264H182V262H184L185 260H183V261H181ZM239 260H241V258L239 259ZM8 261V262H7ZM69 261H71V259L69 260ZM152 261V262H151ZM150 262H151V264L153 263V264H155L156 263V261H160V260H154V259H152ZM154 261H155V263H154ZM160 261V262H161ZM170 261V260H169ZM169 261H166V264H167V262H169ZM235 261V262H234ZM150 262H147V264H150ZM157 262V263H158ZM159 262V263H160ZM191 264H193V262H191V261H189ZM189 262H185L184 264H186V263H188V264H190ZM239 262V261H238ZM241 262V261H240ZM240 262H239V264H240ZM156 263V264H157ZM162 263V264H163Z\"/></svg>",
  "mask_w": 264,
  "mask_h": 264
},
{
  "label": "snow or ice",
  "instance_id": "snow-or-ice-1",
  "mask_svg": "<svg viewBox=\"0 0 264 264\" xmlns=\"http://www.w3.org/2000/svg\"><path fill=\"white\" fill-rule=\"evenodd\" d=\"M88 27H91V24L88 25ZM78 43V41H77ZM262 61H264V55H262ZM151 84V82H149V85ZM261 84L262 87H264V65H262V69H261ZM149 85H145L146 88H149L150 92H154V91H158V89H154V88H150ZM146 93L141 92V95H145Z\"/></svg>",
  "mask_w": 264,
  "mask_h": 264
}]
</instances>
